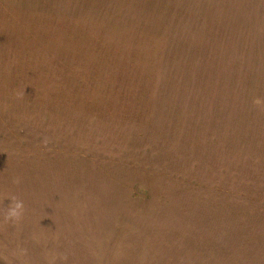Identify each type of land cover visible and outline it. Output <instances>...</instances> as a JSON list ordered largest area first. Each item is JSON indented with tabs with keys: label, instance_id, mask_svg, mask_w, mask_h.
I'll use <instances>...</instances> for the list:
<instances>
[{
	"label": "rangeland",
	"instance_id": "obj_1",
	"mask_svg": "<svg viewBox=\"0 0 264 264\" xmlns=\"http://www.w3.org/2000/svg\"><path fill=\"white\" fill-rule=\"evenodd\" d=\"M0 264H264V0H0Z\"/></svg>",
	"mask_w": 264,
	"mask_h": 264
},
{
	"label": "clouds",
	"instance_id": "obj_2",
	"mask_svg": "<svg viewBox=\"0 0 264 264\" xmlns=\"http://www.w3.org/2000/svg\"><path fill=\"white\" fill-rule=\"evenodd\" d=\"M256 103H259V101H256ZM23 207L22 201L14 199V202L9 206L5 219H18L22 215Z\"/></svg>",
	"mask_w": 264,
	"mask_h": 264
}]
</instances>
